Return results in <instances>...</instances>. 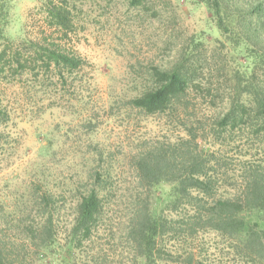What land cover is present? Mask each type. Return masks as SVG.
I'll return each mask as SVG.
<instances>
[{"label":"rangeland","instance_id":"obj_1","mask_svg":"<svg viewBox=\"0 0 264 264\" xmlns=\"http://www.w3.org/2000/svg\"><path fill=\"white\" fill-rule=\"evenodd\" d=\"M72 2V30L67 37L56 32L54 39L85 59L82 69L64 70V77L41 62L22 74L7 66L0 70V106L8 113L0 123V238L9 261L61 264L68 253L69 264H147L143 241L129 234L146 207L175 219L177 227L160 237L161 254L151 264H264L263 256L231 236L205 228L201 220L192 224L190 208L172 211L166 201L170 185L149 189L137 168L139 155L161 148L172 153L190 131L198 141L188 146L197 145L216 163L220 195L233 196L246 167L264 163V132L252 121L214 132L236 73L253 69L246 44L222 34L200 0ZM258 2L264 0H223L232 13ZM43 4L11 0L7 37L16 42L42 37ZM183 61L195 75L183 101L156 114L132 105L131 98L155 84L156 71ZM98 182L102 218L92 237L78 244L73 233L78 199ZM48 213L53 244L45 249L41 228Z\"/></svg>","mask_w":264,"mask_h":264},{"label":"trees","instance_id":"obj_2","mask_svg":"<svg viewBox=\"0 0 264 264\" xmlns=\"http://www.w3.org/2000/svg\"><path fill=\"white\" fill-rule=\"evenodd\" d=\"M10 1L0 0V42L5 40L4 48L0 50L1 71L7 66L22 74L28 68L33 69L32 62L35 64L41 62L42 67L57 71L64 77V70L83 68L86 64L85 59L76 50L68 48L64 41L54 39L56 32L67 37L72 30L73 0H44L43 11L46 15L47 29L38 39L26 38L20 42L9 39L4 31ZM200 1L212 10L222 34L235 40L239 46L246 44L247 47L243 49L253 62L251 71L236 73L228 107L219 118L214 132L222 134L221 130H227L228 127L233 130L246 121H252L251 126H255L257 132H264V79L260 78L262 75L264 77V72L261 74L260 71L264 70V3L258 2L254 7L240 8L232 13L223 0ZM132 2L139 5L142 0ZM155 76V84L130 101L135 108L146 114L165 112L183 101L195 80L193 67L184 61L156 71ZM246 96L248 99H245ZM7 116L8 113L0 106V123ZM188 134V138L174 144L172 153L161 148L139 155L137 166L139 176L148 182L151 190L159 188L164 183L169 184L167 203L173 205L172 211H177L182 205L190 208L189 210L193 212L192 217L196 216L192 224L201 220L205 228L229 235L239 244L248 247L251 253L264 257V163L246 167L243 184L237 193L225 197L219 194L217 175L213 170L216 166L214 159L199 151L197 145L194 149L188 146L198 141L192 131ZM179 149L181 151H178ZM176 152L179 154L175 155ZM99 178L98 175L96 180ZM99 182L94 183L78 199L73 226L74 242L78 244H81L83 239L92 237L102 218L103 187ZM46 198L50 199V196L47 195ZM251 213L256 218L250 219ZM52 223V214L48 213L46 223L41 228L44 234L41 247L45 249L53 244V241L49 240ZM174 224L175 219H168L154 209L145 207L137 212L129 234L133 240L143 241L147 264L156 262V256L159 257L161 254L159 239L168 228L176 229ZM3 243L4 240L0 238V264H13L5 250L1 248ZM72 247H69V250H72ZM67 254L64 263L61 264L70 263ZM187 259L192 262L194 253H189Z\"/></svg>","mask_w":264,"mask_h":264}]
</instances>
